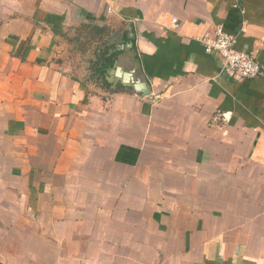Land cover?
I'll return each mask as SVG.
<instances>
[{
  "label": "crops",
  "instance_id": "obj_1",
  "mask_svg": "<svg viewBox=\"0 0 264 264\" xmlns=\"http://www.w3.org/2000/svg\"><path fill=\"white\" fill-rule=\"evenodd\" d=\"M217 28L264 65V0H0V264H264V77Z\"/></svg>",
  "mask_w": 264,
  "mask_h": 264
},
{
  "label": "built area",
  "instance_id": "obj_2",
  "mask_svg": "<svg viewBox=\"0 0 264 264\" xmlns=\"http://www.w3.org/2000/svg\"><path fill=\"white\" fill-rule=\"evenodd\" d=\"M207 53H216L221 59L222 69L239 79L264 77V65L253 59L247 52L235 49V38L217 28L210 36L200 40Z\"/></svg>",
  "mask_w": 264,
  "mask_h": 264
},
{
  "label": "water",
  "instance_id": "obj_3",
  "mask_svg": "<svg viewBox=\"0 0 264 264\" xmlns=\"http://www.w3.org/2000/svg\"><path fill=\"white\" fill-rule=\"evenodd\" d=\"M127 31L126 40L115 48V60L108 71L113 72V76L120 79L123 85L131 87L141 97H147L151 90L133 47L132 27H128Z\"/></svg>",
  "mask_w": 264,
  "mask_h": 264
},
{
  "label": "trees",
  "instance_id": "obj_4",
  "mask_svg": "<svg viewBox=\"0 0 264 264\" xmlns=\"http://www.w3.org/2000/svg\"><path fill=\"white\" fill-rule=\"evenodd\" d=\"M113 59H110V58H108L107 60H106V63H107V65L105 66L106 67V69H108L109 67H111V65H112V63H113ZM99 70L101 69V67L100 68H98Z\"/></svg>",
  "mask_w": 264,
  "mask_h": 264
}]
</instances>
